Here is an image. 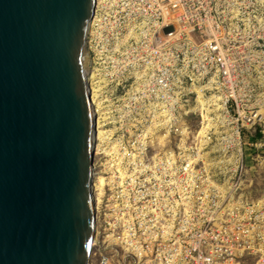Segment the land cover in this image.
I'll return each instance as SVG.
<instances>
[{"label": "rangeland", "instance_id": "374dc122", "mask_svg": "<svg viewBox=\"0 0 264 264\" xmlns=\"http://www.w3.org/2000/svg\"><path fill=\"white\" fill-rule=\"evenodd\" d=\"M96 3L85 48L101 150L91 264H264V145L222 144L234 129L181 118L197 94L218 110L234 105L221 94H253L254 51L242 47L255 35L206 16L224 9L215 0Z\"/></svg>", "mask_w": 264, "mask_h": 264}, {"label": "water", "instance_id": "95a60500", "mask_svg": "<svg viewBox=\"0 0 264 264\" xmlns=\"http://www.w3.org/2000/svg\"><path fill=\"white\" fill-rule=\"evenodd\" d=\"M95 4L0 0V264H91Z\"/></svg>", "mask_w": 264, "mask_h": 264}, {"label": "built area", "instance_id": "2783aa9c", "mask_svg": "<svg viewBox=\"0 0 264 264\" xmlns=\"http://www.w3.org/2000/svg\"><path fill=\"white\" fill-rule=\"evenodd\" d=\"M168 1L176 2L177 0ZM215 1L219 2L220 7H224V9H218L217 14H211L208 11L206 16L209 18L218 16L229 27L230 25L236 27L243 24V32L238 33L255 35V37L253 36L255 38L254 42L250 40V42L244 43L242 47L254 51L251 63L252 72L255 73L253 78L254 92L253 94H221L223 99L226 98V101H232L234 105L227 107L226 103H224L219 110L218 108L209 107V99L204 103L201 102L197 94L196 97L192 96L188 100L190 108L188 111L183 110L181 118L188 123L193 122L197 118L200 131L220 133L222 130L234 129V133L229 135V138H226L225 141H222V144L231 145L233 141H236L234 135H237L239 144L245 143L246 145L260 147L264 145V140L256 138V135L258 133H261L262 136L264 135V0ZM96 6L97 3L95 4L94 17L97 12ZM232 21H234V24ZM249 24L251 25V31L247 29ZM163 29V35L168 36L170 39L176 36L177 29L175 26L166 25ZM159 33L161 34L160 30ZM162 238L165 239L166 236L162 235ZM135 254L138 255L136 252Z\"/></svg>", "mask_w": 264, "mask_h": 264}, {"label": "bare ground", "instance_id": "6f19581e", "mask_svg": "<svg viewBox=\"0 0 264 264\" xmlns=\"http://www.w3.org/2000/svg\"><path fill=\"white\" fill-rule=\"evenodd\" d=\"M93 21H94V11H93V14H92V18L90 19V23H89V29H88V34L87 35H89V33H90V28H91V24L93 23ZM161 37H162V34H159ZM164 36V35H163ZM165 37H167V38H169L168 36H166L165 35ZM87 39H88V36H87ZM87 53H86V51L84 50V54H83V66H84V72H85V75H86V78H87V81H88V83H89V85H90V93H91V98H92V108H91V110H90V112H91V115H92V117L94 118L95 117V120H96V122H95V125H96V128H95V136H93V143L95 142L96 143V139H97V135L100 133V131H98V125H99V123H98V117H97V112L95 111V105H96V100H95V97H94V89H93V87H92V84H91V79H90V77H89V74H87L88 73V70H87V66H86V61H87ZM97 123V124H96ZM101 135V134H100ZM101 137V136H100ZM100 147L98 146V144L96 143L95 144V153H96V155L99 153L100 154ZM95 181H94V179H93V190H94V193H95V195H96V201H98V197H97V193H96V191H95ZM98 204V203H97ZM98 208V206H96V209Z\"/></svg>", "mask_w": 264, "mask_h": 264}, {"label": "trees", "instance_id": "16d2710c", "mask_svg": "<svg viewBox=\"0 0 264 264\" xmlns=\"http://www.w3.org/2000/svg\"><path fill=\"white\" fill-rule=\"evenodd\" d=\"M261 137H262L261 133H258V134L256 135V138H261Z\"/></svg>", "mask_w": 264, "mask_h": 264}]
</instances>
